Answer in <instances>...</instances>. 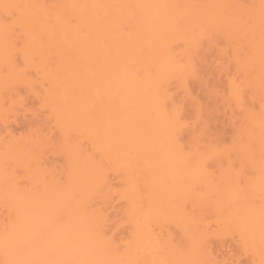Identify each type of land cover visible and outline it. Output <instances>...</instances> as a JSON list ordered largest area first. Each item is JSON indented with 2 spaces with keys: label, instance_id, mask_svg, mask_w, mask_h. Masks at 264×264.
<instances>
[{
  "label": "bare ground",
  "instance_id": "bare-ground-1",
  "mask_svg": "<svg viewBox=\"0 0 264 264\" xmlns=\"http://www.w3.org/2000/svg\"><path fill=\"white\" fill-rule=\"evenodd\" d=\"M11 113L0 264H264V0H0Z\"/></svg>",
  "mask_w": 264,
  "mask_h": 264
},
{
  "label": "rangeland",
  "instance_id": "rangeland-1",
  "mask_svg": "<svg viewBox=\"0 0 264 264\" xmlns=\"http://www.w3.org/2000/svg\"><path fill=\"white\" fill-rule=\"evenodd\" d=\"M200 64V63H199ZM199 64H198V66H199ZM205 67L206 66H204V68H202L201 67V65L198 67L199 68V72H202V73H200V74H202L203 75V70L204 71H206L205 70ZM197 68V69H198ZM200 68H201V71H200ZM203 69V70H202ZM204 75H205V73H204ZM205 78L207 77V75H205L204 76ZM209 78V77H208ZM27 102H31V101H27ZM203 102V112H204V118H206L205 120L208 122V124L210 125V127L211 126H213V127H211L212 128V130L213 129H216V130H213V131H217L216 133L217 134H219V135H221V136H226L227 135V128H228V126H227V124L224 122V117H222L221 116V113H219L218 114V112H219V110H218V104L217 103H215V102H213V101H211L210 102V100H208V99H206V100H204V101H202ZM26 102H24V106L26 107L28 104L26 103ZM32 103H30L29 105H31ZM212 105V106H211ZM216 105V106H215ZM32 107H33V105H32ZM216 107H217V109H216ZM211 109V110H210ZM214 109H216V110H214ZM209 110V111H208ZM218 111V112H217ZM215 112V113H214ZM18 113H23V110H20V111H18ZM16 114L14 117H13V114H15V113H11V114H9L8 115V117L5 119V120H0V132H1V134L3 133L4 135L3 136H6V138L8 137L9 138V136H10V134H12V133H15V132H17L18 131V129H19V131H21V128H19V127H23L22 125H24V122H25V120H24V122L22 121V124H21V120L20 119H18V121H17V117H21V119H22V116H21V114ZM214 113V114H213ZM217 113V114H216ZM20 115V116H19ZM212 115V116H211ZM15 117H16V119H15ZM220 118V119H219ZM224 118V119H223ZM14 119V120H13ZM23 120V119H22ZM213 120H214V122H213ZM218 120V121H217ZM16 121V122H15ZM218 123V124H217ZM221 126V127H220ZM215 127V128H214ZM16 128V129H15ZM15 131V132H14ZM8 132H10V133H8ZM0 217H4V214H3V212H1L0 211Z\"/></svg>",
  "mask_w": 264,
  "mask_h": 264
}]
</instances>
